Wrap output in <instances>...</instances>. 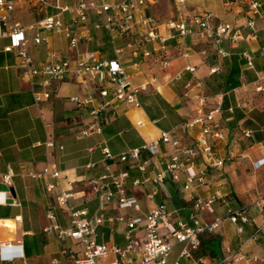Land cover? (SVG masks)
<instances>
[{
    "label": "crops",
    "instance_id": "crops-1",
    "mask_svg": "<svg viewBox=\"0 0 264 264\" xmlns=\"http://www.w3.org/2000/svg\"><path fill=\"white\" fill-rule=\"evenodd\" d=\"M102 1L112 4L121 0ZM248 1L187 0L186 18L207 11L212 14V28L229 23L241 33L238 40L226 37L215 43L202 32L179 38L166 26L175 17L174 0H146L142 11L156 19L154 31L167 37L164 48L154 52V42H141L149 33L148 28L134 22L126 36L111 38L106 30L92 28L96 19L92 12L88 13L87 22L76 28L78 46L70 48L61 32L39 30L35 25L55 12L52 5L13 0L10 20L27 28L35 26L26 30L34 66L44 61L49 49L69 57L71 66L78 53L91 50L103 58L118 59L129 73L131 84L141 90L137 106L114 103L110 108L114 114L104 116L101 133L81 136L79 130L89 121L88 107L75 106L70 97H91L96 102L94 85H80L72 77L50 81L47 86L35 84L40 77L23 74L16 53L4 50L10 38L0 36V175L13 172L11 186L0 181V242L18 245L8 250L21 248L24 256L13 262L0 260V264H18L22 260L27 264H73V258L82 254L79 241L69 236L60 239L56 230L47 229L51 225L70 227L68 210L57 200L62 190L70 193L69 207L85 209L87 217L103 215L105 220L96 227V241L118 246L125 244V224L108 221L107 217L144 216L162 203L170 212V225L178 221L191 224L194 200L218 191L213 212L201 209L199 221L210 222L214 216L224 217L230 209L248 206L247 221L239 222L242 231L224 219L212 232L200 234V244L189 256H180L183 244H174L165 264H264V209L251 206L264 195V54L260 53L264 47V0L253 35H247L245 28ZM58 3L74 5L75 0ZM71 15L64 12L62 19L68 22ZM36 32L47 40L33 44L31 38ZM128 41L132 42L131 47L126 46ZM143 50H150L151 54L144 57ZM185 52L187 56L183 55ZM186 66L193 67V71ZM212 67L217 70L211 72ZM196 94L205 99L204 113L220 106L211 121L219 124L221 138L203 136L198 126L190 130L185 127L197 114ZM161 130L180 141L179 149L188 145L198 148L202 140L212 145L214 158L223 160L222 165L206 167L203 180L195 178L189 188H183L185 175L180 170L175 171L178 179L167 175L162 185L151 180L168 160L171 150L166 144H160L155 155L142 150L137 161H108L113 170L128 172L126 190L138 199L139 210L120 208L115 198L100 208L90 178L104 171L101 142L113 154H120L156 139ZM49 141L54 145L47 146ZM142 162L145 168L141 171L138 165ZM48 163L55 164L60 178L30 176ZM208 163L203 154L194 157L196 170ZM144 178L148 180L142 181ZM135 179L141 182L135 183ZM50 183L53 187L48 189ZM48 212L53 214L52 219L47 217ZM158 232L168 234L162 224ZM134 236L142 239V229L137 228ZM114 257L108 251L96 262L109 264Z\"/></svg>",
    "mask_w": 264,
    "mask_h": 264
},
{
    "label": "built area",
    "instance_id": "built-area-1",
    "mask_svg": "<svg viewBox=\"0 0 264 264\" xmlns=\"http://www.w3.org/2000/svg\"><path fill=\"white\" fill-rule=\"evenodd\" d=\"M33 1L44 7L52 5L56 9L55 12L38 20L35 24L37 28L48 32H61L67 39L70 48H76L78 46L79 36L76 28L87 22L89 12H92L96 18L92 23V28L95 30H106L111 38L119 35L126 36L132 23L137 22L141 26L149 29V33L141 38L142 43L154 42L152 49L154 52H160L165 46L167 37L154 31L156 28V19L146 15L142 11V6L146 0H121L112 4L102 0H75L74 5H61L58 3V0H55V3L52 4L48 0ZM186 3L187 0H174L175 17L166 22V26L174 30L179 38L183 39L196 32L204 33L215 43H219L226 37L234 41L241 37L240 31L233 29L229 23L212 28L209 25V20L212 17L210 12L206 11L186 18L184 16ZM261 7V0L248 1L245 21V28L248 30L247 35H253L255 33V22L256 18L261 16ZM13 8V0H0V36L10 38V44L4 50L14 51L16 53L19 64L23 69V74L40 77V81L35 84L41 86H47L50 81H63L70 77L74 78L80 85L87 86L90 83L94 85L97 95L96 102H93L91 97H70V101L75 106L88 107L89 121L79 130V135L88 136L93 133L100 134L104 116L107 113L110 115L114 114L110 109L114 103L122 102L136 106L139 104L137 96L141 89L131 84L130 75L125 66L116 58H103L95 51L86 50L76 55L74 65L71 66L69 57L49 49L45 53L44 61L39 66H34L32 56L28 49L29 39L26 36V30L35 26L32 25L27 28L18 22H12L9 13ZM64 12H70L72 14L68 22L62 19ZM31 40L33 44H39L46 41L47 38L39 32H36ZM126 46L131 47L132 42L128 41ZM219 53L223 54L224 52L219 50ZM260 53L264 54V47L260 49ZM150 54V50H143L142 52L144 57H148ZM187 54V52L183 53L184 56H187ZM247 59L248 63L251 64L248 56ZM165 63V60L162 61L163 65ZM186 69L193 71L194 68L186 66ZM216 70L217 67L210 69L211 72H215ZM43 95L45 97L48 96L47 92H44ZM35 98L38 99L37 94H35ZM195 99L197 114L191 121L185 123V127L190 130L198 126L203 136L210 135L221 138L222 132L219 129V124L211 121L220 106L218 105L216 108L204 113V97L196 94ZM245 134L247 135L248 132ZM160 144L168 145L171 152L163 167L151 178L158 185H162L167 175H171L173 179H178L175 171L180 170L185 175L183 188H189L195 178L203 180L206 174V167H220L223 163V160L214 158L215 150L212 145L202 140L198 148H195V145H188L179 149L180 141L172 138L169 132L164 130L160 131L156 139L144 143L139 148H132L120 154H113L102 141L100 150L102 159L105 162L104 171L90 178V184L100 208L115 198L118 207L139 210L138 199L126 190L128 172L126 170H113L108 161H137L140 158L142 150L149 152L151 155L159 153ZM46 145L53 146L54 144L49 141ZM58 148L61 149L62 146L58 145ZM197 154L205 155L209 163L196 170L194 157ZM91 166L92 164H89V167ZM144 168L145 162L138 165L139 170L142 171ZM12 176L13 172L8 170L6 173L0 175V181L9 187L12 185ZM30 176H50L58 179L61 177V172L56 168L55 164L48 163L40 172H31ZM147 180L148 178L142 179V181ZM134 182L140 183L141 181L135 179ZM52 187L53 183L47 186L48 189ZM218 195L219 192L215 191L206 198L198 197L194 200V211L189 216L191 224L178 221L174 226L170 225L168 223L170 212L162 203L154 205L144 216L120 215L107 217L106 220L108 221H117L125 224V244L118 246L97 242L96 227L105 220L103 215L98 213L92 217H87L85 209H73L69 207L67 205V198L70 196V193L62 190L57 200L58 204L68 210L70 227L60 229L56 225H51L47 229L51 228L56 230L57 236L60 239L69 236L82 244L83 252L80 256L73 258V264H97L96 258L105 255L108 251H112L115 256L109 264H165L167 256L174 244H183L180 256H189L191 250L198 248L200 234L203 232H212L224 219L237 224L238 231H242V226L239 222L243 223L247 221L245 213L248 206L230 209L224 217L214 216L210 222L199 221L198 212L201 209H205L207 212L212 213V203ZM251 206L263 210L264 195L255 199L251 203ZM47 217L52 219L53 214L48 212ZM159 224L167 228V235L158 232ZM137 228L142 229V239L134 236V231ZM18 247V245L13 246L5 242H0V260L13 262L16 259H23L24 256L21 248L18 250H8ZM18 264L27 263L22 260ZM174 264H177V262ZM201 264L203 263L201 262Z\"/></svg>",
    "mask_w": 264,
    "mask_h": 264
},
{
    "label": "water",
    "instance_id": "water-1",
    "mask_svg": "<svg viewBox=\"0 0 264 264\" xmlns=\"http://www.w3.org/2000/svg\"><path fill=\"white\" fill-rule=\"evenodd\" d=\"M10 191H11V193H13V190H12V188L10 189Z\"/></svg>",
    "mask_w": 264,
    "mask_h": 264
},
{
    "label": "bare ground",
    "instance_id": "bare-ground-1",
    "mask_svg": "<svg viewBox=\"0 0 264 264\" xmlns=\"http://www.w3.org/2000/svg\"><path fill=\"white\" fill-rule=\"evenodd\" d=\"M2 194V193H1ZM2 197V196H1Z\"/></svg>",
    "mask_w": 264,
    "mask_h": 264
}]
</instances>
